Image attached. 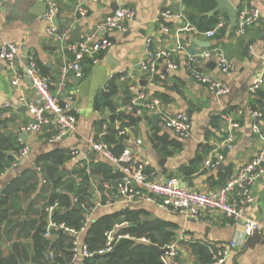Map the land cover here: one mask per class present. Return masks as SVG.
Masks as SVG:
<instances>
[{"label": "crops", "instance_id": "obj_1", "mask_svg": "<svg viewBox=\"0 0 264 264\" xmlns=\"http://www.w3.org/2000/svg\"><path fill=\"white\" fill-rule=\"evenodd\" d=\"M48 1L2 0L0 46L4 42L16 43L20 48V55L14 68L0 57V134L6 137L10 134L19 135L22 144L28 146L30 152L23 161L0 176V194L23 172L32 171L31 179L39 181V187L44 186L47 177L42 165L38 164V159L52 153L63 152L67 157L69 155L68 160L56 167L67 170V173L71 171V174L78 165L89 166L92 161H98L89 157L93 151L91 142L107 141L108 129H112V135L118 140L116 149L115 144L108 142L115 155L130 148L137 158L146 163L149 179L175 176L181 179L185 187L199 191H209L224 184L229 175L250 160L261 147L264 141V115L255 116L251 110H259L264 114V84L256 94L250 93V87L259 78L264 79V0H230L236 10L249 2L260 9L259 22L243 35L236 33V27L229 31L230 22L226 10L211 14L217 6L216 0H210L216 3L213 8H210L209 0H54L59 4V12L55 21L51 22L45 18ZM79 2L86 3L89 9L87 15H77L76 5ZM117 5L134 8L135 18L126 23L124 30L102 33L98 30L99 24L115 11ZM165 14H170L171 17ZM189 14L199 17L215 16L218 21L224 17L228 24L214 38L199 37L210 43L208 47H201L194 42L197 37L185 29L188 23L194 24L190 21ZM51 24L59 32L66 34L63 39L49 32ZM77 26L80 28L79 36L75 37L73 33ZM105 36L110 39L111 45L98 52L95 61L90 57L85 59L83 75L71 74L67 80L63 104L67 113L77 117L76 130L58 138L59 128L53 121L42 132L28 134L27 138L22 139L21 135L25 133L22 127L32 121V114L20 98L32 99L35 90L25 77L15 85L13 80L16 72H24L29 59L34 57L42 74L50 77L52 86L55 87L61 67L73 57V53L66 49V43L87 37L92 43H97ZM148 39L152 40L153 50H170L178 64L177 68H173L167 59H162L158 64L159 78L154 81L147 79L142 67L147 55ZM209 48L224 50L233 64L232 71L222 72L214 58L198 60L192 67L227 83L230 92L221 96L213 94L192 76L191 56ZM212 62L216 63L213 68L209 66ZM143 80H147L146 85H142ZM111 82L118 86L116 93L109 98L114 110L109 106L96 109L94 102L97 95L108 90ZM132 86L159 98L162 112L188 114L192 122L191 135L186 138L178 137L165 126L158 113L146 112L139 115L127 110L126 105L133 97ZM127 90L132 93L130 99H127L125 93ZM7 102L12 103V106L5 107ZM238 109H242L244 114L240 118L241 127L236 131V140L230 145L223 144L222 129L229 126V119L224 118V115L236 116ZM116 114H126L129 117H118ZM157 115L160 118L155 120ZM131 117L135 119L132 120ZM104 126H107V130ZM123 130L125 133L121 134ZM73 151L77 154L73 155ZM210 158L219 161L218 165L210 169L203 168L204 162ZM101 160L114 166L122 175L121 167L103 157ZM30 182L27 184L28 188ZM100 183L95 176L92 177L91 216L130 208L142 210V219L167 222L175 234L174 239H180L181 264H216L212 259H204L197 254L193 245L205 244L210 252L211 246H222L235 239H240L241 245L232 251L223 264H264V244L258 243L244 250L250 222L261 223L260 229L264 232V174L255 181L252 187L254 200L247 206L244 218L238 225L216 213L208 214V219H213L214 222L208 219L197 220L166 210L152 202L131 204L125 200L111 199L112 202L107 204L111 197L107 190L100 189ZM103 192L109 196L105 201L101 194ZM23 196L21 193V205L27 211L35 196H26L27 207L24 206ZM41 206L42 200L38 199L33 208L38 210ZM29 214L36 218L35 213ZM58 233L61 232L56 231L53 239L58 237ZM84 233L79 236L81 242H84ZM10 246V243L2 244L0 248L7 254Z\"/></svg>", "mask_w": 264, "mask_h": 264}, {"label": "built area", "instance_id": "obj_2", "mask_svg": "<svg viewBox=\"0 0 264 264\" xmlns=\"http://www.w3.org/2000/svg\"><path fill=\"white\" fill-rule=\"evenodd\" d=\"M97 1V0H93ZM120 1V0H116ZM3 6L0 0V9ZM59 12V4L54 0L48 1V9L45 18L50 22ZM89 12L85 2H79L76 5V13L79 16H85ZM136 12L132 7H119L99 24L98 30L102 33L109 34L116 29H126V23L133 20ZM165 16L171 17L170 14ZM237 26L236 33L243 35L249 28L257 24L261 17L260 9L249 2L236 10ZM228 24L227 18H220L217 24L209 30H201L198 26L192 23L186 25V31L190 32L197 38L206 37L214 38L226 28ZM50 33L63 39L65 33L59 32L58 28L51 24L48 27ZM167 30V28H165ZM152 40L148 39L147 55L142 67L147 75V79L154 81L159 78L158 64L162 59H167L173 68H177L178 64L170 50H153L151 48ZM111 45L108 37H103L100 42L92 43L89 37L77 42L66 43V49L73 53L70 61L61 67L59 80L55 87L52 86V79L42 74L37 60L32 57L29 59L24 72H16V77L13 83L17 85L25 76L31 78L35 90V96L32 99L21 97V102L25 103L29 112L32 114V121L22 127V131L28 134H38L43 129L56 122L59 128L58 138L65 133L76 130L77 117L74 114L67 113L63 104V99L66 95L67 80L71 74L77 76L83 75V63L86 58L96 59V54L106 50ZM20 55V48L16 43L4 42L0 46V57L10 66L16 64ZM214 58L217 66L224 73H229L233 69V64L226 52L220 48H209L201 53L195 54L190 58V66L201 59L209 60ZM192 76L200 84L206 86L213 94L221 96L230 92V87L227 83L213 77L208 72L192 67ZM264 84V79L259 78L251 87L250 93L256 94ZM133 97L126 105V109L142 115L146 112L158 113L161 116L162 122L171 129L175 135L181 138H186L191 135L192 122L188 114L184 112L166 113L162 112V102L159 98L150 96L144 89H139L132 86ZM71 96H69L70 98ZM71 99V98H70ZM12 103L7 102L5 107H11ZM255 116H263L259 110H251ZM244 111L238 109L236 116L225 114L224 118L229 119V126L223 128V144L230 145L236 140V131L241 127L240 118ZM107 126H104L106 129ZM106 133V132H104ZM103 133V134H104ZM125 131H121L124 134ZM140 142V140H139ZM92 150L98 153L101 157L109 160L113 164L122 168V175L114 182L102 183L105 190L111 193L110 200L107 204L117 200H125L131 204H140L144 202L155 203L162 208L182 213L193 219H208L209 213H216L225 219H230L236 225L240 224L244 218L247 206L253 202L254 196L252 187L257 178L264 174V141L261 147L256 151L253 157L245 162L240 168L229 175L226 182L218 188L209 191H199L185 187L180 178L172 176L166 179L151 180L146 173V163L137 158L130 148H125L120 155H115L111 144L105 140H95L91 142ZM30 149L24 146L17 155L18 165L29 154ZM77 154L76 151L72 152ZM219 161L215 159H207L203 168L210 169L216 167ZM86 171L90 173V168L86 164ZM59 191V189H56ZM84 206V205H83ZM59 201H55L45 206V211L48 214V224L44 233L46 238L53 239L55 232H70L76 235L73 241V257L72 262L79 264L84 257L91 256L89 248L80 240V234L85 231L86 225L89 223L91 211L87 209V221L85 226L80 230L70 229L64 222L58 223L53 218V214L59 209ZM85 207V206H84ZM214 222L213 219H208ZM119 225H116L118 228ZM262 224L259 222H250L246 236H250L255 229H260ZM108 241L107 248L100 253L110 251L114 243L113 232H107ZM125 237L130 238V235ZM145 241V239H142ZM179 242L180 239H173L164 247L166 252L161 254V264H181L179 261ZM241 245L240 239H235L222 246H211V259L216 264H223L230 257L233 250ZM52 254V253H51ZM53 256V254L51 255Z\"/></svg>", "mask_w": 264, "mask_h": 264}, {"label": "trees", "instance_id": "obj_3", "mask_svg": "<svg viewBox=\"0 0 264 264\" xmlns=\"http://www.w3.org/2000/svg\"><path fill=\"white\" fill-rule=\"evenodd\" d=\"M209 2L210 8L216 5L215 1ZM189 19L201 29L213 28L218 21L215 16L199 17L194 14H189ZM117 87L115 82H111L108 90L98 94L94 102L95 108L99 110L109 106L114 110L109 98L116 93ZM125 93L127 99L132 97L130 90ZM110 134L112 135V129H108L106 133L107 142L115 144L116 149L118 148L116 145H119L118 140ZM23 147L19 135L10 134L6 137L0 134V176L14 166L17 162L16 154H19ZM68 159L69 155L67 157L63 152L41 157L38 164L42 165L47 177L44 186L39 187V181L31 179L32 171L23 172L0 194V245L7 243L11 245L7 254L0 248V264H75L72 262V247L76 235L64 231L58 233L55 239L45 237L48 224L45 206L59 201L60 207L53 214L54 220L58 223L64 222L70 229L80 231L87 221L88 205L93 204L90 191L92 177L95 176L101 183L114 182L120 177V171L111 164L98 160L89 164L90 173L86 171L85 166L78 165L72 171V175L77 177L72 178L67 170L56 167ZM107 192L111 197V193ZM21 193L28 198L35 196L27 211L21 205ZM101 194L103 201L109 197L105 192ZM38 199L42 200V206L36 210L33 207ZM22 212L35 213L36 218L23 220L20 216ZM142 213V210L124 208L100 216H91L84 231L83 241L92 255L84 257L79 264H161V254L152 245L164 247L174 239L175 234L167 222L142 219ZM116 225L119 227L116 228ZM110 231L115 238L113 247L110 251L100 253L107 248V232ZM126 235H130V238L125 237ZM193 248L204 259H211L207 245L196 243Z\"/></svg>", "mask_w": 264, "mask_h": 264}, {"label": "water", "instance_id": "obj_4", "mask_svg": "<svg viewBox=\"0 0 264 264\" xmlns=\"http://www.w3.org/2000/svg\"><path fill=\"white\" fill-rule=\"evenodd\" d=\"M217 1V6L215 7V9L213 10V12H211V14L213 13H216L220 10H226L228 12V16H229V22H230V25H229V31L231 32L235 27H236V24H237V16H236V7L231 3L230 0H216ZM119 8V5L116 6V9ZM115 9V10H116ZM57 18V16L54 17L53 21H55V19ZM79 26H77L75 28V31L73 33V35L75 37H78L79 36ZM194 42L196 44H198L199 46L201 47H208L210 46V43L207 42V41H203L199 38H194ZM209 66L211 68L215 67L216 66V63L212 62L209 64ZM30 85H33V82L31 80L30 77L28 76H25L24 78ZM147 84V80H143L142 81V85H146ZM160 116L157 115L155 116V120L159 119ZM22 139H25L28 137V133H23L21 135ZM89 157L91 158H94V159H98V160H101V156L96 153L95 151H92V153L89 155ZM68 174L70 175V177L72 178H75L72 174H71V171H68ZM99 187L101 190H104L105 188L103 187L102 183L99 184ZM258 243H261V244H264V232L261 230V229H255L253 231V233L248 237V240L244 246V250L245 249H248V248H251L253 246H255L256 244ZM152 247L159 253V254H164L166 252V250L158 245H152Z\"/></svg>", "mask_w": 264, "mask_h": 264}, {"label": "rangeland", "instance_id": "obj_5", "mask_svg": "<svg viewBox=\"0 0 264 264\" xmlns=\"http://www.w3.org/2000/svg\"><path fill=\"white\" fill-rule=\"evenodd\" d=\"M23 197H24V198H23L24 206L27 207V205H28V199H27V197H26L25 195H24ZM88 207L90 208V210L93 209V206H89V205H88ZM37 208H38V207H37ZM38 210H39V209H38ZM20 216H21V218H22L23 220H26L27 218H28V219H33V218H34L32 214H24L23 212L21 213ZM3 248H5L4 245H3Z\"/></svg>", "mask_w": 264, "mask_h": 264}]
</instances>
